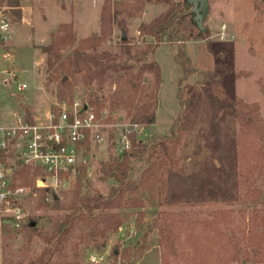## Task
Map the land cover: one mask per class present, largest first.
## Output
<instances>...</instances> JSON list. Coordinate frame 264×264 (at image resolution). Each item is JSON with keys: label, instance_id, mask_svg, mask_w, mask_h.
<instances>
[{"label": "rangeland", "instance_id": "1", "mask_svg": "<svg viewBox=\"0 0 264 264\" xmlns=\"http://www.w3.org/2000/svg\"><path fill=\"white\" fill-rule=\"evenodd\" d=\"M104 1H19V17L6 8L13 34L11 41L0 46L2 117L8 119L16 109L42 119L55 101L77 99L91 106L88 100L95 94L102 108L110 111L115 127L107 129L105 144L93 145L88 168L71 178L66 191L57 194L48 191L42 200L41 190H36L23 201L26 216L23 227L19 231L2 228L0 232V264H31L45 247L39 233L51 234L55 223L68 214L66 208L76 196H106L114 186L109 166L122 155L124 145L119 138L120 132L126 125L134 130L127 110L119 104L126 87L123 73L106 78L98 90L95 83L85 87L82 74L70 76V86H63L58 76L50 75L44 52L61 24L72 23L76 43L98 37ZM173 1L190 9L185 0ZM109 2L120 13L113 22L111 37L99 46L98 51L122 56L127 50L130 54L127 62L137 68L139 63L135 64V59L147 43L153 42L150 37L139 34V26L158 18L166 6L144 4L139 7L131 5L130 0ZM208 4L209 13L203 23L208 40H191L183 48L184 55L197 72L181 84L182 99L193 97L194 107L182 129L176 156L180 169L192 178L194 191H186V186L173 190L170 201L161 207L146 202L141 210L145 223L137 224L139 211H122L126 221L117 232H108L104 238L96 239L71 237L65 243L64 254L53 257L49 264H89L88 257L95 253L104 254L101 264H264V225L253 226L249 237L255 215L264 216V177H257L253 186L260 192L256 203L251 202L245 191L225 182L209 147L214 136L211 132V110L204 93L210 90L221 109L232 107L235 100H239L248 106L257 105L260 117H264V0H208ZM122 33L126 35L125 41H121ZM72 49L67 47L63 55H70ZM176 52L177 48L168 44L166 33H163L153 58L160 69L158 91L153 72L143 74L138 82L142 93L137 104L151 103L154 106L156 103V123L132 133L137 141L151 135L159 138L169 135L170 127L179 114L177 92L183 71L174 61ZM202 73L214 75L216 82L208 83ZM16 83H25L27 89L13 96ZM120 88L123 90L119 93ZM226 124L231 138H236L237 122L227 117ZM144 168L145 164L134 161L129 177L136 179ZM27 176L30 184H20H32L29 172ZM53 197L58 199L57 204ZM162 212L186 228H192L193 233L190 235L193 239L189 238L190 242L183 247L178 246L176 256H169L167 263H163L164 250L158 242L157 230L152 227L153 219ZM32 223L34 226L30 225ZM182 235L180 241L183 240ZM230 236L232 242L228 246L226 242ZM193 242L197 243L195 251Z\"/></svg>", "mask_w": 264, "mask_h": 264}, {"label": "trees", "instance_id": "2", "mask_svg": "<svg viewBox=\"0 0 264 264\" xmlns=\"http://www.w3.org/2000/svg\"><path fill=\"white\" fill-rule=\"evenodd\" d=\"M3 3L10 8L12 14L20 16L19 0H0V4ZM130 4H136L139 7L144 4L166 6V10L158 18L149 24L139 26V34L143 37H150L153 42L147 43L139 57L135 59V64L139 63L137 68L127 62L126 58L130 56L127 50L122 56H113L98 51L99 46L111 37L113 22L120 13L119 11L117 13L109 0H105L99 16L100 34L98 37L82 39L76 43L72 23L59 26L50 45L44 48L47 55L46 65L51 71L50 75L58 76L63 86H70V76L82 74L84 86L88 87L95 83L98 90L106 78H114L123 73L121 75L125 77L126 87L124 85L125 94L120 96L119 104L127 110L129 121L132 124H138L141 127L151 126L156 121V103L154 106L151 103L141 106L137 104L142 93L138 82L143 74L153 72L158 91L160 69L153 58L162 34L166 33L168 44L177 48L174 61L182 67L183 71L177 92L179 114L170 127L169 135L163 138L151 135L142 141H137L134 134L129 135L130 151L122 154L119 160L109 166L114 186L109 189L106 196L97 195L85 198L76 196L66 208L68 214L55 223L53 232L51 234L39 233L45 247L31 264H49L53 257L63 255L65 243L71 237L96 239L104 238L108 232H117L126 221V216L121 213L122 211H139L136 215L137 224L145 223L143 222L144 212L141 210L146 202L152 206L161 207L170 201L173 190L186 186V191H194L192 178L180 169L179 159L176 156L182 129L194 107L193 97L182 99L181 84L191 74L197 72L189 58L184 55L183 48L185 43L191 40H208V33L206 30L198 31L192 22L191 9L183 7L180 2L130 0ZM121 44L124 45L125 42ZM67 47L73 49L70 55L64 56L63 52ZM213 76L202 73V77L207 78L208 83L216 82ZM122 90L120 88L118 92ZM204 93L211 110V132L214 136V142L209 147L218 162L222 176L227 184L232 185L233 188L242 189L245 195L252 199L251 202L256 203L260 192L253 186L257 177H264V117H260L257 105L248 106L235 100L232 107L221 109L217 98L210 90L207 89ZM156 95L157 93L155 97ZM88 103L95 106L97 110L102 108L95 94H92ZM227 117L233 118L239 126L236 138L230 136V129L226 124ZM134 161L142 162L146 168L136 179H131L129 173ZM27 175L26 168L22 167L18 170L20 183L30 184ZM47 192L41 189L42 200ZM52 200L57 204V198L53 197ZM254 221L249 237L253 226L262 227L264 225V216L255 215ZM152 227L157 230L158 242L164 250L163 263L168 262L169 256H176L178 246L183 247L190 242L191 238L193 239L190 236H193L192 228H186L183 223L176 222L165 212L153 219ZM181 235L183 236L182 241H180ZM231 242L232 236L226 243L230 246ZM196 246L197 243L193 242L194 251ZM231 248L234 249V246L231 245ZM233 252L238 253L235 250ZM193 259L194 257L191 260Z\"/></svg>", "mask_w": 264, "mask_h": 264}, {"label": "built area", "instance_id": "3", "mask_svg": "<svg viewBox=\"0 0 264 264\" xmlns=\"http://www.w3.org/2000/svg\"><path fill=\"white\" fill-rule=\"evenodd\" d=\"M6 8L0 4V46L11 41L13 34ZM26 89L25 83H16L13 96ZM111 120L108 109L97 110L77 99L55 101L42 119L16 109L8 119L0 113V232L2 228L19 231L23 227L22 203L36 190L57 194L69 188L71 178L88 168L93 145L106 143L107 129L115 127ZM129 126L120 132L122 154L131 149L129 134L142 128L132 124L134 130H130ZM22 167L32 178L30 186L18 180ZM104 259V254L95 253L88 262L101 264Z\"/></svg>", "mask_w": 264, "mask_h": 264}, {"label": "water", "instance_id": "4", "mask_svg": "<svg viewBox=\"0 0 264 264\" xmlns=\"http://www.w3.org/2000/svg\"><path fill=\"white\" fill-rule=\"evenodd\" d=\"M186 4L190 5V14L192 16V22L195 24L198 31L203 32V23L205 22L208 13H209V4L208 0H185ZM187 8V7H186ZM189 9V8H187ZM194 13V14H193ZM126 40L125 33H122L121 41ZM31 226H34L32 223ZM114 253L117 254V250H114Z\"/></svg>", "mask_w": 264, "mask_h": 264}, {"label": "crops", "instance_id": "5", "mask_svg": "<svg viewBox=\"0 0 264 264\" xmlns=\"http://www.w3.org/2000/svg\"><path fill=\"white\" fill-rule=\"evenodd\" d=\"M155 123H156V121H155ZM155 123H154V124H155ZM154 124H153V125H154ZM153 125H152V126H153Z\"/></svg>", "mask_w": 264, "mask_h": 264}]
</instances>
